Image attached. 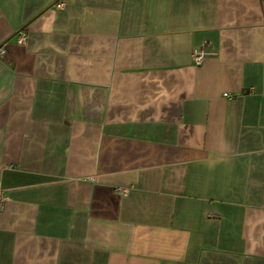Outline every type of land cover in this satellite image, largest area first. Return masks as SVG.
I'll return each instance as SVG.
<instances>
[{"label": "crops", "instance_id": "0c3cea01", "mask_svg": "<svg viewBox=\"0 0 264 264\" xmlns=\"http://www.w3.org/2000/svg\"><path fill=\"white\" fill-rule=\"evenodd\" d=\"M0 47V264H264V0H0Z\"/></svg>", "mask_w": 264, "mask_h": 264}, {"label": "built area", "instance_id": "2783aa9c", "mask_svg": "<svg viewBox=\"0 0 264 264\" xmlns=\"http://www.w3.org/2000/svg\"><path fill=\"white\" fill-rule=\"evenodd\" d=\"M55 6L62 7L63 3L58 1L55 3ZM16 41L18 44H24L26 42L25 32L20 31L19 35L17 36ZM3 53H4V49L0 47V56L3 55ZM203 55H205L204 49L202 47H197L192 50L190 57H192V60L196 65H199L202 62V59L204 57ZM128 189H129L128 187H123V188L119 187V188H116V192L122 195V194H125L126 191H128ZM3 199H4V196L0 193V203L2 202Z\"/></svg>", "mask_w": 264, "mask_h": 264}]
</instances>
